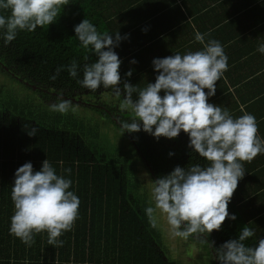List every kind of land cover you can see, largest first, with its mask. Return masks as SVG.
<instances>
[{"label": "trees", "instance_id": "1", "mask_svg": "<svg viewBox=\"0 0 264 264\" xmlns=\"http://www.w3.org/2000/svg\"><path fill=\"white\" fill-rule=\"evenodd\" d=\"M109 5L110 0H67L57 20L49 26L37 27L33 32L18 31L7 45L0 38V71L31 89L35 87V92L47 104L56 103L60 95L73 96L77 102L70 101L76 106L81 104L79 101L92 103L90 108L121 128V122L131 120L120 117L127 111L117 104L123 97H116L118 101H115L110 88L101 86L90 90L77 83L83 78V66L95 62L97 57L91 46L84 49L80 45L74 27L87 18L98 32L109 33L111 24L106 17ZM73 60L78 65L76 78L67 71ZM57 69L62 70L57 74ZM119 73L121 75L120 70ZM53 76L56 79H51ZM123 76L121 88L124 82L135 86V78L126 77L125 73ZM105 94L110 95L111 101L108 102ZM89 96H93L94 101ZM17 110V106L0 103V264H25L26 261L27 264H169L161 249V232L150 225L145 213L149 206L146 196L139 190L133 191L138 185L132 176V163L108 162L104 148L99 144L93 147L86 140L89 136L97 143L99 134L91 133L68 114L58 116L51 126V123H43L45 120L32 109L22 108L19 113ZM26 111L30 113L25 114ZM33 127L37 130L36 136H29L27 132ZM125 133L153 181L171 173L176 166L187 168L207 163L184 146L180 134L174 139H156L145 133L142 126L140 132ZM45 159L57 175L72 181L69 191L80 200L79 215L71 231L58 238L64 242L62 247L49 245L46 232L35 234L30 247L10 234L15 172L26 162H31L33 170L39 171ZM228 211L235 215L231 201ZM243 227L242 219H226L219 231L209 235L193 234L188 238L208 250L215 264H219L215 248L238 239ZM260 239L262 237L252 236L243 243L255 246Z\"/></svg>", "mask_w": 264, "mask_h": 264}, {"label": "clouds", "instance_id": "2", "mask_svg": "<svg viewBox=\"0 0 264 264\" xmlns=\"http://www.w3.org/2000/svg\"><path fill=\"white\" fill-rule=\"evenodd\" d=\"M66 4L67 0H0V38L7 45L18 31L33 32L37 27L49 26ZM74 31L80 45L84 49L91 46L97 57L95 62L83 66V78L77 83L90 90L110 88L117 98L123 97L120 108L132 113L130 122H121L123 133L140 132L142 126L145 133L156 139H174L184 132L189 137L188 146L207 162L187 168L176 166L171 173L150 180V206L145 209L150 225L157 227L160 213L174 237L188 238L198 233L209 235L219 231L226 219L235 220L228 205L245 175L243 163L264 153V140L258 136L255 116L244 112L243 107V115L234 118L226 108L208 103L216 93L217 81L228 69L221 43L214 39L205 42V35L210 33L197 31L195 40L203 45L202 50L155 58L152 64L158 75L154 83L140 88L124 82L121 88L122 61L114 49L128 36L122 37L119 31L115 35L101 34L87 18ZM257 51L264 54V44ZM61 70L57 69V74ZM67 71L71 77H77L75 60ZM126 75L130 77L132 72ZM49 107L61 114L76 110L62 96ZM36 131L33 127L27 133L36 136ZM71 184L70 179L56 174L47 159L39 171L33 170L31 162L20 166L11 188L14 214L10 234L30 247L35 234L46 232L49 245L62 247L64 242L58 238L71 231L79 215L80 200L69 191ZM253 235L244 226L238 239L215 248L219 264H264V239L255 246L243 243Z\"/></svg>", "mask_w": 264, "mask_h": 264}, {"label": "crops", "instance_id": "3", "mask_svg": "<svg viewBox=\"0 0 264 264\" xmlns=\"http://www.w3.org/2000/svg\"><path fill=\"white\" fill-rule=\"evenodd\" d=\"M106 17L110 35L119 31L128 36L114 49L124 62L120 76L131 71L140 88L155 82V58L202 50L195 33H210L205 42L221 43L228 69L208 103L226 108L234 118L243 115V107L255 116L258 136L264 140V54L257 51L264 44V0H110ZM180 135L188 146L189 137ZM243 167L245 175L231 202L236 218L253 231V237L264 239V153Z\"/></svg>", "mask_w": 264, "mask_h": 264}, {"label": "rangeland", "instance_id": "4", "mask_svg": "<svg viewBox=\"0 0 264 264\" xmlns=\"http://www.w3.org/2000/svg\"><path fill=\"white\" fill-rule=\"evenodd\" d=\"M36 89V88H35ZM108 102L113 100L118 101L116 96H111L105 94ZM104 96V97H105ZM88 97V96H87ZM87 97L84 99L87 100ZM92 101H94L93 96H89ZM114 103V101H112ZM121 101L115 102L120 105ZM0 103L2 104H11V106H17L19 113L21 109H32L35 115H41L45 121L43 123L54 124L58 119V116L66 115L59 112H53L50 110V105L41 99V97L35 92L34 89L22 84L19 81L12 79L10 76L2 73L0 71ZM54 104V102H52ZM73 105L75 107V112L71 109L68 111L69 117H74L75 120L80 122L84 128L89 129L90 132L98 133L96 140H92L88 136L86 139L88 142H91L93 147L96 144L103 147V154L105 159L114 161V163L122 164V161H128L132 163L134 177V183L138 185V189L133 188V191L136 193L139 190L140 193L145 194L147 202L150 206L151 199V183L150 180H153L150 173L145 169L141 159L135 153L133 146L129 139L127 138L126 133L122 132V129L113 122L112 120L103 119V116L100 112L96 111L94 108ZM30 112H25L28 114ZM44 114H47L44 116ZM121 118L132 119V113L130 111H125L121 113ZM60 127V125H58ZM96 131V132H95ZM80 134V132H78ZM131 176V175H130ZM157 227L161 232L162 236V251L165 253V257L168 260L169 264H215L213 256L209 253L208 250L204 249L202 246L197 244L194 241H191L189 238H180L174 237L171 234L169 225L166 222V219L157 213Z\"/></svg>", "mask_w": 264, "mask_h": 264}, {"label": "flooded vegetation", "instance_id": "5", "mask_svg": "<svg viewBox=\"0 0 264 264\" xmlns=\"http://www.w3.org/2000/svg\"><path fill=\"white\" fill-rule=\"evenodd\" d=\"M33 89H35V87H33ZM60 96H61V95H60ZM62 96H63V95H62ZM64 98H65V99H69V100H71V101H76V99L73 98V96H71V97H69V96H68V97H67V96H64ZM76 102H77V101H76ZM80 103L83 104V105H86V106H88V104H89V103H87V102H86V103H84V102L82 103V101H79V104H80Z\"/></svg>", "mask_w": 264, "mask_h": 264}]
</instances>
